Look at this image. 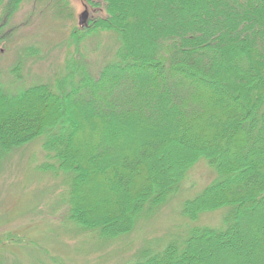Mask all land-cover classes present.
Returning <instances> with one entry per match:
<instances>
[{"label": "trees", "instance_id": "1", "mask_svg": "<svg viewBox=\"0 0 264 264\" xmlns=\"http://www.w3.org/2000/svg\"><path fill=\"white\" fill-rule=\"evenodd\" d=\"M24 1L0 0V44ZM81 1L104 15L73 29L62 75L0 89V159L41 141L42 169L66 177L68 216L104 239L130 232L205 159L219 178L183 214L225 207L226 228H196L181 251L135 264H210L209 252L237 247L241 260L220 264H264V0ZM101 33L118 47L93 76L81 47ZM81 90L94 111L71 102Z\"/></svg>", "mask_w": 264, "mask_h": 264}, {"label": "rangeland", "instance_id": "2", "mask_svg": "<svg viewBox=\"0 0 264 264\" xmlns=\"http://www.w3.org/2000/svg\"><path fill=\"white\" fill-rule=\"evenodd\" d=\"M103 15V8L93 10L81 0H25L9 21L7 30L11 33L0 44V89L16 94L36 84H51L55 75H62L70 58L73 29H83L87 20ZM117 47L112 33L85 39L81 52L91 75L96 76L102 66L114 61ZM134 73L152 76L139 70L126 74ZM178 78L190 80L186 75ZM71 99L93 111L98 107L97 99L84 90ZM41 144L36 140L0 159V264H135L161 255L170 245L181 251L196 228H226L224 218L229 209L225 207L203 212L195 220L183 214L185 203L219 178L205 159H199L175 193L151 213L138 217L130 232L104 239L98 231L81 229L67 214L66 177H55L42 169L47 160ZM94 203L87 199L88 207H95ZM243 249L216 255L209 252L208 259L210 264L235 262ZM145 251L147 257L142 256Z\"/></svg>", "mask_w": 264, "mask_h": 264}, {"label": "water", "instance_id": "3", "mask_svg": "<svg viewBox=\"0 0 264 264\" xmlns=\"http://www.w3.org/2000/svg\"><path fill=\"white\" fill-rule=\"evenodd\" d=\"M84 16V15H83Z\"/></svg>", "mask_w": 264, "mask_h": 264}]
</instances>
